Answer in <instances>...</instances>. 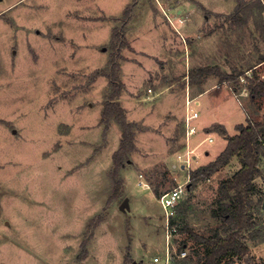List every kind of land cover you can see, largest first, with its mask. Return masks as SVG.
<instances>
[{"label":"rangeland","instance_id":"374dc122","mask_svg":"<svg viewBox=\"0 0 264 264\" xmlns=\"http://www.w3.org/2000/svg\"><path fill=\"white\" fill-rule=\"evenodd\" d=\"M263 7L264 0H0V264H153L163 255L156 189L184 181L172 165L188 112L200 114L194 143L214 138L198 149L193 168L224 151L218 129L234 136L249 119L264 121V96L252 98L246 80L257 67L264 78ZM115 29L128 44L117 59L118 101L137 146L120 172L118 197L110 171L122 129L112 119L106 130L102 114L113 91L104 72ZM203 67L234 73L240 85L220 84L216 75L193 84L192 70ZM241 166L235 157L186 191L179 229L210 235L221 226L220 185ZM258 167L252 210L260 233L248 241L251 250L264 244V149ZM125 199L129 208L121 210ZM175 241V250L188 241V256L204 252L184 233ZM234 264H264V257L250 253Z\"/></svg>","mask_w":264,"mask_h":264},{"label":"trees","instance_id":"16d2710c","mask_svg":"<svg viewBox=\"0 0 264 264\" xmlns=\"http://www.w3.org/2000/svg\"><path fill=\"white\" fill-rule=\"evenodd\" d=\"M259 4L262 5L261 2ZM132 8L130 6L124 11L125 18H129ZM238 10L239 8L235 14L231 15V18L237 22L241 20ZM126 46L128 44L124 33L115 29L111 40V48L114 51L111 58L112 68L110 73L104 72V75L110 77L113 91L102 113L103 122L107 124L106 130H108V124L112 119L122 129L120 146L112 156L113 168L110 171L114 183L113 197L120 195L122 187L120 172L129 161L130 154L137 149L134 124L128 121L126 110L118 101L124 85L119 78L120 65L117 59L120 51ZM261 62L264 63V60ZM257 69L258 67L253 70L251 77H246L252 98L264 96V78L259 76ZM210 75L218 76L220 84L230 83L236 85L237 88L240 85L238 75L224 72L219 67L193 69L190 76L194 84L198 78ZM218 130L226 136L227 145L214 161L205 166L193 168L191 190H194L201 182L210 179L216 172L227 167L235 157L240 159L242 166L232 177L221 182L219 208L214 211L215 216L222 221L221 226L210 235L199 234L188 227L179 229V232L186 234L187 239L192 241L195 246L199 245L204 249L203 253H197L193 250L197 257L187 256L180 260L182 264H234L238 258L249 257L251 248L248 241L254 240L260 233V230H257L258 221L252 210V197L259 192L255 185V179L260 172L258 165L264 149V121L249 119L248 125L237 127L238 134L234 136H227L224 128ZM156 194L159 197L162 195L159 189H156ZM187 203L188 201L183 200L178 207V219L184 213V207ZM100 221L102 218H97L95 225H98ZM187 243L188 241L183 242V247L180 250L185 249Z\"/></svg>","mask_w":264,"mask_h":264},{"label":"built area","instance_id":"2783aa9c","mask_svg":"<svg viewBox=\"0 0 264 264\" xmlns=\"http://www.w3.org/2000/svg\"><path fill=\"white\" fill-rule=\"evenodd\" d=\"M192 100L187 99V107L190 108ZM195 105H199L198 101H194ZM200 114L198 111L188 112L185 119V145L181 152L176 155V163L172 165L174 170H179L185 173L183 182L177 181V185L170 191L164 192L159 202L164 211L165 220V235H166V247L163 255H159L153 258V264H176L177 259H184L188 256L187 249L175 250V240L179 234V222L177 219V209L183 201V197L191 187V173L199 158L197 153L198 149L204 144L214 143V138L211 135L206 138L198 145L194 143L195 138L199 135L198 130L194 122L198 120Z\"/></svg>","mask_w":264,"mask_h":264},{"label":"crops","instance_id":"0c3cea01","mask_svg":"<svg viewBox=\"0 0 264 264\" xmlns=\"http://www.w3.org/2000/svg\"><path fill=\"white\" fill-rule=\"evenodd\" d=\"M202 97V95H200L199 96V98H201ZM198 98V99H199ZM198 102H199V104H200V101L198 100ZM217 122H219V121H215V122H213V123H217ZM220 123V122H219ZM209 125V124H208ZM222 125H224V124H222ZM226 129V128H225ZM227 130V129H226ZM264 244L263 245H261V247H257V249L259 248L260 250H257V249H254L253 250V248H252V250H251V257H253V258H257V260L258 261H260V258H262V257H264V252H260L259 253V251H262L264 248Z\"/></svg>","mask_w":264,"mask_h":264},{"label":"water","instance_id":"95a60500","mask_svg":"<svg viewBox=\"0 0 264 264\" xmlns=\"http://www.w3.org/2000/svg\"><path fill=\"white\" fill-rule=\"evenodd\" d=\"M127 208H129L128 199H125L124 202L121 205V210H126Z\"/></svg>","mask_w":264,"mask_h":264}]
</instances>
